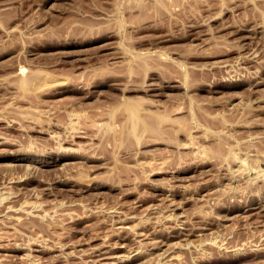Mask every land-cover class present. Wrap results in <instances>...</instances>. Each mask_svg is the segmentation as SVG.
<instances>
[{
    "label": "rangeland",
    "instance_id": "374dc122",
    "mask_svg": "<svg viewBox=\"0 0 264 264\" xmlns=\"http://www.w3.org/2000/svg\"><path fill=\"white\" fill-rule=\"evenodd\" d=\"M0 264H264V0H0Z\"/></svg>",
    "mask_w": 264,
    "mask_h": 264
},
{
    "label": "bare ground",
    "instance_id": "6f19581e",
    "mask_svg": "<svg viewBox=\"0 0 264 264\" xmlns=\"http://www.w3.org/2000/svg\"><path fill=\"white\" fill-rule=\"evenodd\" d=\"M134 107H135V106H134ZM134 107H133V108H134ZM131 113H132V110H131ZM133 114H134V113H132V116H133ZM135 114H136V113H135ZM134 118H136L135 115H134ZM153 128H154V127H153Z\"/></svg>",
    "mask_w": 264,
    "mask_h": 264
}]
</instances>
